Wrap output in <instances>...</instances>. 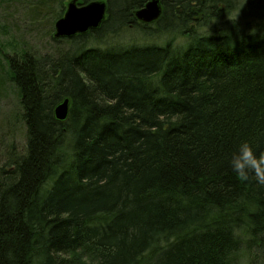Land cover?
<instances>
[{
	"label": "trees",
	"instance_id": "trees-1",
	"mask_svg": "<svg viewBox=\"0 0 264 264\" xmlns=\"http://www.w3.org/2000/svg\"><path fill=\"white\" fill-rule=\"evenodd\" d=\"M104 1L59 52L0 48L25 137L0 166V264H264V186L229 166L264 151V1L161 0L150 24V0ZM123 29L141 40L105 44Z\"/></svg>",
	"mask_w": 264,
	"mask_h": 264
},
{
	"label": "rangeland",
	"instance_id": "rangeland-1",
	"mask_svg": "<svg viewBox=\"0 0 264 264\" xmlns=\"http://www.w3.org/2000/svg\"><path fill=\"white\" fill-rule=\"evenodd\" d=\"M60 1L62 0H49V9L41 12L39 6L36 8L37 12L35 0H0V48L9 56L24 50L41 56L63 50L65 43H55L51 39L53 31L55 32V24L52 30L51 21L60 12ZM69 1L63 0V4ZM138 35L137 30L123 29L116 36L108 35L105 44L140 41ZM2 76L6 78V67ZM24 143L18 91L8 81L0 90V166L7 161L12 151L15 152L13 147L20 150Z\"/></svg>",
	"mask_w": 264,
	"mask_h": 264
},
{
	"label": "water",
	"instance_id": "water-1",
	"mask_svg": "<svg viewBox=\"0 0 264 264\" xmlns=\"http://www.w3.org/2000/svg\"><path fill=\"white\" fill-rule=\"evenodd\" d=\"M264 1V0H263ZM161 0H150L143 8L135 11L138 21L150 24L162 15ZM108 6L104 0L83 3L81 0H70L66 3L64 16L55 24L56 39H68L77 35H85L91 30H97L107 18ZM70 101L65 99L55 108V116L64 121L68 118Z\"/></svg>",
	"mask_w": 264,
	"mask_h": 264
},
{
	"label": "clouds",
	"instance_id": "clouds-1",
	"mask_svg": "<svg viewBox=\"0 0 264 264\" xmlns=\"http://www.w3.org/2000/svg\"><path fill=\"white\" fill-rule=\"evenodd\" d=\"M229 166L240 182L254 179L258 186H264V151L257 154L250 142L242 140L238 143Z\"/></svg>",
	"mask_w": 264,
	"mask_h": 264
}]
</instances>
